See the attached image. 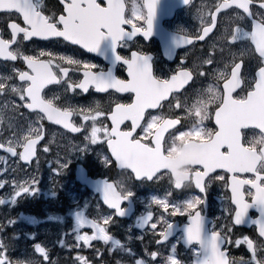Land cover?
Listing matches in <instances>:
<instances>
[{
  "label": "snow or ice",
  "instance_id": "6c2138e0",
  "mask_svg": "<svg viewBox=\"0 0 264 264\" xmlns=\"http://www.w3.org/2000/svg\"><path fill=\"white\" fill-rule=\"evenodd\" d=\"M159 3L131 0L129 6L128 0H59L58 12L48 14L43 0H0V24L5 25L0 27V61L12 64L11 73L0 76V137L4 131L10 133L0 138V150L5 153L0 155V190L10 189L0 196V205H16L20 199L40 194V155L49 154L56 143L55 134L47 138V122L82 137L80 144L71 145L63 156L57 152L49 163L54 183L69 170L73 157H87L95 151L93 146L101 149L95 154L103 166L118 168L125 177L95 182L99 201L94 217L86 213L87 202L70 212L74 221L71 233L65 232L57 243L70 253L77 252L73 264H93L78 251L84 248L103 256L93 242L110 244L109 251L119 249L135 257L132 248L110 234L109 226L115 218L132 214V181L146 184L165 178L175 189H189L192 194L181 202L169 199L171 191L163 197L153 195L143 202L144 212L128 231L140 229L135 239L142 244L148 232L149 243L158 248L165 247L173 236L176 243L171 244L168 255L145 245L147 259H135L134 264H185L177 254L180 243L191 252V264H264V164L253 165L243 152L253 134L258 142L264 137L255 126L242 127L237 147L232 135L237 122L264 115V0H213L201 7L193 0H182L188 11L195 9L199 24L193 31L178 28L172 37L174 46L203 41L207 47L202 49L199 63L189 67L181 58L179 66L165 78L154 75L147 53L131 50L135 37L147 40L154 34ZM105 40H110L115 62L124 68L126 78L71 55L44 48L27 50L28 42L54 41L96 53ZM118 49H127L130 55H121ZM70 73L77 74L76 78ZM197 83L201 84L199 89L194 87ZM50 85L61 86L64 93L72 95L90 90L109 93L110 97L128 94L130 102L110 99L107 107L100 102L74 106L61 102L60 95H49ZM189 88L195 97L191 103L186 97ZM212 100L217 102L208 107ZM187 136L214 138L215 143L209 159L180 180L159 167V159L177 138ZM10 160L16 166H11ZM33 161L34 170L20 176L25 166L32 168ZM83 171L80 169L81 178L91 183ZM214 183L224 190L222 204L226 202V206L221 207V216L210 220L208 191ZM100 201L107 212L101 210ZM153 205L162 211L154 212ZM252 209L258 212L256 218L249 216ZM177 216L186 219L182 226L170 220ZM22 219L36 223L31 217ZM15 223L8 221L9 225ZM237 226L253 228L254 235L236 237ZM5 227L0 225V232ZM69 235L74 241L71 244L66 240ZM132 239L129 235L128 240ZM242 246L247 259L230 254V247ZM33 248L38 257L14 262L8 255L9 244L0 239V264H58L50 258L46 245L37 242Z\"/></svg>",
  "mask_w": 264,
  "mask_h": 264
},
{
  "label": "flooded vegetation",
  "instance_id": "af4514ba",
  "mask_svg": "<svg viewBox=\"0 0 264 264\" xmlns=\"http://www.w3.org/2000/svg\"><path fill=\"white\" fill-rule=\"evenodd\" d=\"M194 1V0H193ZM197 1H204L208 2V4L212 3V0H197ZM46 12L50 14L51 12H58L59 8L61 7L59 4V0H43ZM129 6L131 4V0H128ZM162 7L159 4L157 9V16L154 25V34L147 40H145L142 36H137L134 38L131 50H141L147 53L152 59L151 63L153 66L154 75L158 78H165L166 76L171 74L172 70H175L179 66V60L181 58L185 59V63L190 67L193 63H199V58L204 55L202 49L206 48L204 42H196L194 46H184V47H175L173 44L172 37L176 34L178 28H185L188 31H193L198 27L199 22L192 21L189 25H186L184 19H182L181 14L187 10H178L172 17L165 18L162 21V24L157 19L159 14L161 13ZM189 12L188 10L186 13ZM0 27H5V25L0 24ZM168 31V35L164 32V29ZM126 30H131V26H126ZM44 48L46 50H50L56 53L71 55L78 59L90 61L91 63L97 65L100 69H103L105 72L109 70L111 66H115V76L119 78H126V71L122 66L119 65L118 62H115V57L111 49V42L110 40H105L101 43L99 50L96 53H91L86 50L80 49L79 46H66L65 43H56L54 41H36L35 43L28 42L27 43V50L36 49L39 50ZM117 51L120 52L121 55H130V52L127 49H118ZM17 66H21L19 62H17ZM12 64L11 62H4L0 61V76H7L11 73ZM77 74L70 73V76L76 78ZM200 83H197L194 87L195 89L198 88ZM49 95L53 93L61 96V102H67L74 106H88L94 105L96 102H100L105 107L108 106L110 99H119L121 103L130 102L128 100V94H114L110 97L109 93H97L94 90H90L88 94L83 95H72L70 93H64L63 87L57 85H50L49 86ZM47 91V90H46ZM193 93V88L188 89V93ZM194 95H189V99L193 98ZM216 102H214L215 104ZM214 104H210L209 107L214 106ZM165 111H167V106L165 107ZM182 115V114H181ZM191 121H189L190 123ZM46 123V128L48 132V139H51L53 134L59 133L60 137L67 140L66 143L69 144H80L82 137L80 134H73V133H66V130L62 129L60 126L56 125H48ZM209 126H212L209 124ZM10 133L8 131H4L3 137L6 138ZM261 137H263L261 135ZM198 142V143H210L213 141L212 139L205 138L204 136L194 137V136H187L183 138H177L174 144L169 146L168 152L165 156L174 158L178 156L181 152L182 147L189 143V142ZM263 145V138L256 142L255 147L250 148V144L246 147L257 150L260 153V147ZM95 149L94 152H90L87 157L82 159H74L73 163L69 165V170L66 172V176L70 179L72 176L75 178L80 169H83V174L87 175L90 179L95 181L102 180V179H125L122 175L120 170L115 167L106 168L102 165L100 159L96 156V152L101 151V149L93 146ZM67 149L59 150L58 148H52L51 152L47 154L50 158V162H46L45 166L41 168L42 172H46L49 170V163L55 160V155L57 152L61 156L64 155V151ZM0 155H5L2 150H0ZM46 155V154H44ZM43 154L40 155V160L43 161ZM256 160V157L254 158ZM21 165L23 162H20ZM9 164L11 166H16L15 162L10 160ZM258 164H264L263 160H260ZM159 167H163L159 160ZM195 166H187L179 171V176L177 179L183 180L189 177L194 170ZM35 168V161H33L32 168H27L25 166L24 170L19 173L20 176H23L25 172H32ZM126 183V182H125ZM131 186L133 188V197L131 198V207L133 209L132 214L129 215V220H117L119 221V228L113 230H109L110 234L113 235L116 239H119L122 244H124L125 235L129 234L128 232H121L127 227V224L135 223V219L138 215L144 212V201L146 198L150 197L151 194H157L160 197H163L167 192L171 191L172 195L169 197L170 200L181 202L184 199L188 198L192 194V190L189 189H175L173 186H170L167 182V179L158 182H148L146 184H141L137 181H132ZM85 191L86 188L82 187ZM10 191V189H2L0 190V196H3L5 192ZM225 196L224 190L218 183H214L211 185L208 191V208H207V216L210 220H214L216 217L221 216V207L226 206L222 204V200ZM38 197V196H37ZM37 197H35L37 199ZM35 198H23L18 201L16 205H0V216L6 212V210L11 206L15 210L20 211L23 209V203H25V208L29 206V204H34ZM128 202H125L127 205ZM249 216L252 218H256L258 216V212L255 209L249 211ZM170 220L178 225H183L186 222L184 217H174L170 218ZM221 223L223 221H220ZM127 223V224H126ZM236 237H239L241 234L243 235H254V229L248 226H237V229L234 230ZM141 233L135 228L132 231V234L138 235ZM146 242L149 243L151 240V233H146ZM178 235V234H177ZM176 236L170 238L168 242H166V246L162 248H158L154 243H149L148 246L149 250L151 251H159L164 253V255H168L170 253L171 244L176 243ZM136 246L135 243L131 245L130 248L134 250H138L137 253L140 257L147 259L144 255V247L139 243ZM134 246V247H133ZM112 246L103 245L100 249L103 254H110L112 251L109 249ZM177 248L179 252H185V257H181V260L185 262V264H191L192 254L191 252L183 245V243L177 244ZM230 254L235 257L244 256L246 259L248 258L246 255V248L242 246V248L238 249L235 247L229 248Z\"/></svg>",
  "mask_w": 264,
  "mask_h": 264
},
{
  "label": "rangeland",
  "instance_id": "374dc122",
  "mask_svg": "<svg viewBox=\"0 0 264 264\" xmlns=\"http://www.w3.org/2000/svg\"><path fill=\"white\" fill-rule=\"evenodd\" d=\"M212 2H213V0H212ZM202 4H205V3H202ZM207 4H208V2H207ZM197 5H198V3H197ZM181 17H182V19H184V22L186 25H189L192 21H198L195 18V9L191 10V12L189 11L188 13L182 15ZM206 83H207V81L204 82V84H206ZM200 87H201V84L196 89H199ZM189 95H193V93L191 94V92H190V93L186 94V97L188 98L189 103H191V102H193L195 97L189 99ZM214 102H217V101L212 100L211 103H208V107L210 106V104H212V103L214 104ZM59 135H60L59 133L55 134L56 143L52 146V148H58L59 150L67 149L70 151L71 145H73V144L66 143L67 140L63 139ZM256 142H258L256 134H253L252 142L250 143L249 147L250 148L255 147ZM43 157H44L43 158L44 161L50 162V158L47 156V154L46 155L43 154ZM72 159L74 160L76 158L73 157ZM40 162H41V160H40ZM46 162L44 163V165L46 164ZM46 175H48V177H46ZM51 180L53 181V179L50 177V171L47 170L45 175L41 179V184H40L41 191L40 192H49V197H50V190L51 191L54 190L58 193L61 192L62 194L64 193L66 195V197L63 198V200L66 201L67 204L69 203L71 206H73V204H74L76 207L79 206L82 208L84 206L85 202H87L88 208L90 207L89 206L90 200L87 197V195H85L84 191L82 189H80L77 185H74L73 182H70L69 178L66 176V173L63 174L62 176H59L58 179L55 180V183L53 182V186H50ZM45 197L46 196L44 195L43 198H45ZM151 197H148L145 200H150ZM39 198L41 199L40 194H39ZM156 207L157 206L153 205V211L154 212L158 213V212L162 211V209H158ZM50 216L51 217H57L58 219L49 220L48 218ZM22 217H30V214L28 212L22 213ZM70 217H71V215H68V214L67 215H59L55 211H51L50 214L39 215V221H38L39 225H38V228L35 230V233L33 234L35 236V240L30 242V243L28 241H26L25 239H23V243L22 242L20 243V239L13 240V238L10 237L9 234H5V233H3L5 236L4 235L0 236V239L5 240V242L9 244L8 252H11V253L8 255L14 262L18 261V260H27V259L38 257L39 254L34 253L33 245H34V243L39 242L42 245L47 246V248L49 249L50 258L53 261H58V264H67V262L65 263V259H67L68 257H71L73 255L76 256L77 252L72 251L70 253L68 248L60 247V245L57 243V240H58V238L63 237L65 232H68V233L71 232V227H72L73 223L69 224ZM24 220H27V219H24ZM30 223L31 222H29V220L25 221L26 225H30ZM134 224H135L134 222L132 224H127V227L125 229L128 231L129 225H134ZM0 225H4L1 217H0ZM20 226H23V224L21 223ZM133 230H135V227L132 228L131 232L128 231V233H129L128 235L133 236L132 241L139 243L143 247L145 245L150 246V244L148 242H146V235L147 234H145V240H144V243L142 244L139 240L135 239V237L139 236L141 233H138V235L132 234ZM8 236H9V238H8ZM22 236L23 235L20 234L17 238H22ZM25 238H27V237L25 236ZM66 240L69 244L74 242L72 240L71 235L66 237ZM28 243H29V246H28ZM15 248H16V250H22L21 254L15 255L14 251H13V249H15ZM78 251L80 252L81 255L87 256L90 260H92L93 264H95L96 260L102 261V259L99 256H96L94 254V249L84 248V249H81ZM84 251H87V253L84 254L83 253ZM134 251H136V250H134ZM170 251H171V249H170ZM160 253L162 255H164V253H162V252H160ZM126 254H127L126 252L124 254V252L120 251V250L112 252V255L118 259L119 264H125L123 262V260L127 257ZM181 254H182V258L185 257L184 253H181ZM73 260H72L71 264H73Z\"/></svg>",
  "mask_w": 264,
  "mask_h": 264
},
{
  "label": "water",
  "instance_id": "95a60500",
  "mask_svg": "<svg viewBox=\"0 0 264 264\" xmlns=\"http://www.w3.org/2000/svg\"><path fill=\"white\" fill-rule=\"evenodd\" d=\"M249 125L259 128L264 133V115H257V117H255V118L237 122L236 126L234 127V129L232 131V133H233L232 135L234 137H236V135L239 133V131H241L242 127H247ZM263 151H264V149H263Z\"/></svg>",
  "mask_w": 264,
  "mask_h": 264
},
{
  "label": "clouds",
  "instance_id": "9594fccd",
  "mask_svg": "<svg viewBox=\"0 0 264 264\" xmlns=\"http://www.w3.org/2000/svg\"><path fill=\"white\" fill-rule=\"evenodd\" d=\"M212 101H209V103H211Z\"/></svg>",
  "mask_w": 264,
  "mask_h": 264
}]
</instances>
